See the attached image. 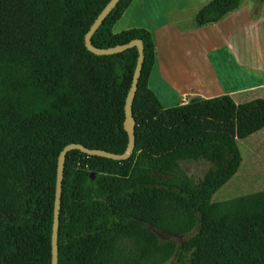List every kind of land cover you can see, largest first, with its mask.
Instances as JSON below:
<instances>
[{"label":"trees","instance_id":"obj_1","mask_svg":"<svg viewBox=\"0 0 264 264\" xmlns=\"http://www.w3.org/2000/svg\"><path fill=\"white\" fill-rule=\"evenodd\" d=\"M109 0H0V264H51L57 160L68 144L121 154L125 99L137 49L88 51L84 37ZM132 0H119L91 36L94 47L139 40L128 160L66 153L57 264H264V190L226 202L213 195L236 175L238 141L264 128V100L228 95L164 108L150 90L153 36L112 32ZM241 0H211L196 26ZM206 162L198 179L183 162ZM151 228L185 236L160 240Z\"/></svg>","mask_w":264,"mask_h":264},{"label":"crops","instance_id":"obj_2","mask_svg":"<svg viewBox=\"0 0 264 264\" xmlns=\"http://www.w3.org/2000/svg\"><path fill=\"white\" fill-rule=\"evenodd\" d=\"M210 1L132 0L113 25L114 34L138 28L152 34L148 86L164 108L197 97L264 100V0H241L216 23L196 26L195 14ZM256 140L264 157V136Z\"/></svg>","mask_w":264,"mask_h":264},{"label":"water","instance_id":"obj_3","mask_svg":"<svg viewBox=\"0 0 264 264\" xmlns=\"http://www.w3.org/2000/svg\"><path fill=\"white\" fill-rule=\"evenodd\" d=\"M119 0H109L105 7L101 10L98 16L95 18L91 24L89 30L85 34L84 44L88 51L92 52L95 55H111L123 52L129 48L135 47L137 49V59L136 65L132 76L131 85L129 87L124 106V122L123 128L127 134V146L123 153L116 154L100 149H89L84 147L81 144L71 143L66 145L61 152L59 153L57 160V174H56V185H55V199H54V208H53V224H52V233H51V264H57L58 261V222H59V209L61 202V193H62V174H63V164L66 153L71 150H78L88 156L102 157L106 159H111L114 161H125L128 160L135 145V136H134V126L135 120L132 114V103L137 89V83L141 72L142 62H143V46L141 41L132 40L129 43L116 45L110 48H97L91 44L90 38L98 27L102 24L106 16L110 11L116 6Z\"/></svg>","mask_w":264,"mask_h":264},{"label":"rangeland","instance_id":"obj_4","mask_svg":"<svg viewBox=\"0 0 264 264\" xmlns=\"http://www.w3.org/2000/svg\"><path fill=\"white\" fill-rule=\"evenodd\" d=\"M264 136V129L260 133H255L248 138L238 141L241 152V165L236 173L226 184L217 190L212 197V202H226L258 191L264 190V157L262 156L260 143L257 137ZM182 168L195 180L209 168L206 162H183ZM151 230L158 235L160 240L180 243L187 239L185 236L164 233L155 228Z\"/></svg>","mask_w":264,"mask_h":264}]
</instances>
